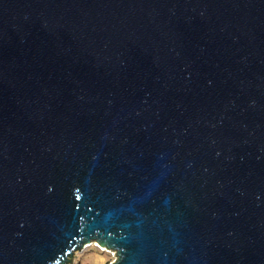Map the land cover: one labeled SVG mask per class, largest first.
Segmentation results:
<instances>
[{
    "label": "water",
    "instance_id": "water-1",
    "mask_svg": "<svg viewBox=\"0 0 264 264\" xmlns=\"http://www.w3.org/2000/svg\"><path fill=\"white\" fill-rule=\"evenodd\" d=\"M264 264V0H0V264Z\"/></svg>",
    "mask_w": 264,
    "mask_h": 264
},
{
    "label": "rangeland",
    "instance_id": "rangeland-1",
    "mask_svg": "<svg viewBox=\"0 0 264 264\" xmlns=\"http://www.w3.org/2000/svg\"><path fill=\"white\" fill-rule=\"evenodd\" d=\"M117 256L115 249L102 245L94 239L74 250L65 264H110Z\"/></svg>",
    "mask_w": 264,
    "mask_h": 264
}]
</instances>
